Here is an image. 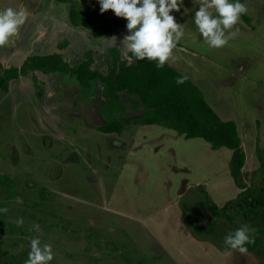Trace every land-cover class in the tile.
<instances>
[{
  "label": "rangeland",
  "instance_id": "1",
  "mask_svg": "<svg viewBox=\"0 0 264 264\" xmlns=\"http://www.w3.org/2000/svg\"><path fill=\"white\" fill-rule=\"evenodd\" d=\"M70 2L100 10L98 2L89 0H0V11L12 7L28 13L36 4L49 36L50 47L45 51L58 52L57 44L75 62L87 53L91 56L89 49L98 50L93 66L105 72L111 59L107 47L117 45L126 53L121 42L127 35L126 26L107 38L74 27ZM202 2L184 0V8L171 14L184 29L179 42L194 46L200 55L207 49L209 62L202 58L191 61L190 54L187 59L185 53H178L166 63L188 69L189 74L190 68H195L212 83V89H220L218 80L232 86L230 92L235 95L228 97L225 107L233 106L229 116L239 125L248 157L239 179L259 188L264 184L260 164V159L264 161V131L262 141L259 136L254 142L252 139L262 133L264 124V0H240L252 21L241 16L232 30L238 31L228 44L212 50L194 24L195 11ZM104 13L115 16L110 9ZM34 24L28 26L25 38L21 27L3 49L16 45L30 49L35 43L29 54L40 53L39 26ZM236 59L243 63V70L241 80L235 82L231 77ZM19 61L22 58L14 59L12 65ZM35 75L38 86L29 72L12 81L8 92L0 89V181L10 179L16 191V195L0 194V209H7L0 212V264H25L33 238H39L41 246H52L50 264H264V248L259 254L240 253L224 244L229 233L248 221L236 207L230 210L235 217L232 223L212 217L205 208L190 209L193 203L205 200V193L217 206L237 197L239 192L229 173L230 149H213L201 138L187 139L160 125L151 126L149 131L142 129L147 125L132 122L139 112L129 104L122 117V132L103 133L98 126L107 118L101 113L105 95L99 84L85 98L70 77L38 71ZM259 120L262 124L258 129ZM139 132L150 135L140 139ZM183 179L200 184L181 192ZM174 200L179 206L186 204L185 218L190 224L204 227L215 222L211 233L197 235L192 231L196 240L210 243V249L177 232L173 218L163 210L156 216L155 208ZM174 211L171 207V213ZM21 218L23 224H18ZM155 234L163 235L167 250H162V239L156 240ZM224 252L226 255L221 254Z\"/></svg>",
  "mask_w": 264,
  "mask_h": 264
},
{
  "label": "trees",
  "instance_id": "2",
  "mask_svg": "<svg viewBox=\"0 0 264 264\" xmlns=\"http://www.w3.org/2000/svg\"><path fill=\"white\" fill-rule=\"evenodd\" d=\"M70 4L71 23L92 30L102 37L112 35L114 27L126 26L127 21L108 17L99 9L81 7L76 2ZM246 20L249 21L247 18ZM89 51L91 56L87 53L84 58L75 62L69 61L64 53L53 51L50 54L30 55L19 68L4 67L0 63V89L8 92L12 80L29 72L36 86H38L36 71L42 74H61L62 77H70L83 91L85 98L96 90L98 86L96 84H99V88L102 87L105 102L101 113L107 121L98 126V129L103 133L122 132L124 128L122 117L126 115L129 104L139 112V115L132 120L134 124L161 125L187 139L201 138L213 149L220 147L230 149L232 152L229 173L240 189L237 197L218 207L205 193V200L193 203L190 209L194 211L197 208H205L212 217L224 218L232 223L235 217L230 210L231 207H236L237 213H241L248 220L246 224L255 229V243L246 245L248 252L259 254L260 249L264 248V184L255 188L240 182L246 155L238 136L236 123L233 120L221 119L206 102L202 91L188 78L184 83L177 84V78L183 75L167 63L162 68H157L155 61L137 60L131 52L122 53L112 47L107 51L111 58L109 64L106 61L107 70L102 72L93 66L96 52ZM125 57H128L130 62H127ZM37 94L40 95L41 92L38 91ZM260 164L264 175L262 159ZM9 180L3 178L0 181L1 195L8 193L16 195L15 187ZM262 181L264 183V176ZM180 206L185 222L197 235L213 232L214 221H209L204 227L190 224L188 218H185L186 204L181 203ZM227 248L231 249L228 246Z\"/></svg>",
  "mask_w": 264,
  "mask_h": 264
},
{
  "label": "clouds",
  "instance_id": "3",
  "mask_svg": "<svg viewBox=\"0 0 264 264\" xmlns=\"http://www.w3.org/2000/svg\"><path fill=\"white\" fill-rule=\"evenodd\" d=\"M100 12L112 10L115 16L124 18L127 35L122 39L126 52L137 60L155 61L162 68L172 56L173 50L184 35L182 24L177 23L172 12L184 8V0H98ZM194 2V0H193ZM247 7L240 0H203L195 11L194 24L208 46L220 48L228 44L235 35L234 26ZM215 12V14H214ZM29 13L8 7L0 11V48L6 46L25 24ZM227 33V34H226ZM187 77L177 78L184 83ZM7 209H0L6 212ZM23 224V219L17 221ZM255 229L243 224L229 233L224 244L229 248L246 253V245L255 243ZM31 251L25 264H50L53 251L50 244L41 246L39 238L30 241Z\"/></svg>",
  "mask_w": 264,
  "mask_h": 264
},
{
  "label": "crops",
  "instance_id": "4",
  "mask_svg": "<svg viewBox=\"0 0 264 264\" xmlns=\"http://www.w3.org/2000/svg\"><path fill=\"white\" fill-rule=\"evenodd\" d=\"M89 1H96V2H98V0H89ZM99 3V2H98ZM36 4H34L33 5V10L31 11L30 10V12H28L29 13V15H28V17H27V20H26V22H28V23H26L25 22V24L22 26V28H21V30H20V33H21V35H22V37L23 38H25V36H24V33L26 32V33H29V29H30V27H28L29 25H31V23H33V22H35V23H37L38 24V33H39V35H40V37H41V44H36L37 45V49H38V52H40V53H37L38 55H44V54H50V53H52L53 51H51V50H48V51H45L46 49H49V45H48V39H49V36L47 35L48 33H46L47 31L45 30V26L43 25V22L42 21H40L39 20V18H40V13L37 11V9H36ZM98 10V9H97ZM18 11H21V10H18ZM112 11V10H111ZM105 14H107V16L108 17H115V18H119V17H117V16H114L113 14H111V13H105ZM214 14H215V12H214ZM244 18H247L250 22L252 21L251 20V18L249 17V16H247V15H242ZM37 24H34V26H37ZM73 25V24H72ZM74 27H80V26H75V25H73ZM82 28V27H81ZM251 29L253 28V26L252 27H250ZM118 29H122V28H120V27H117L116 29H114L113 30V33H112V35L116 32V30H118ZM248 29V28H247ZM112 35H110V36H108V37H111ZM246 35H247V33H246ZM29 38V37H28ZM28 38H27V40H28ZM104 38H107V37H104ZM192 39L194 40V37H192ZM196 41V40H195ZM26 42V41H25ZM25 42H23V43H25ZM46 42V43H45ZM204 43V42H203ZM35 45V43L32 45V46H34ZM182 45H184L185 47H183ZM31 46V47H32ZM57 48H60V49H63L62 47H59V45H55ZM24 48H21V45H19V47L16 45V46H14V47H12V49H9L8 51L7 50H5V49H3V47L2 48H0V63L4 66V67H17V68H19L21 65H22V63L24 62V60L27 58V57H29L30 55H34V54H29V52H31V47H30V49H28L27 47H25V46H23ZM66 47V46H65ZM112 47H115V48H119V49H121L122 50V48L121 47H118L117 45H111V46H109V47H107L106 49H107V51L110 49V48H112ZM22 49V50H21ZM24 49H26V50H24ZM60 49H58V52H62V53H64L62 50H60ZM209 49L210 50H212L213 48L212 47H209ZM44 50V51H43ZM89 50H93V49H89ZM195 49H194V46H191V45H186V44H184V42L183 43H181V42H179L178 44H177V46H176V48L173 50V56H175L176 54H178V53H181L182 55H184V53L186 54V58H187V56L190 54V59H191V61L192 60H194V59H196V58H202V59H204V60H206L207 62H209V58H208V53H207V49H206V51L205 52H203V53H201L202 55H200L198 52H196V51H194ZM24 51H26V53L24 52ZM94 51V50H93ZM96 51V53H98V50H95ZM174 51L176 52V53H174ZM22 52L24 53V56L22 57ZM43 52H45V53H43ZM46 52H48V53H46ZM127 53V52H126ZM222 52H219L218 54H221ZM66 56V55H65ZM17 58H20V60H21V58H22V61H19L20 63L18 64V65H12V62L14 61V59H17ZM66 58L70 61V59L71 58H68L67 56H66ZM188 59V58H187ZM241 61H238V59H236V60H234V71H232L233 72V76L231 77V79L233 80V81H237V80H241L240 78H241V71L243 70V66H242V64L243 63H240ZM189 62L187 61V64H188ZM170 67H172L171 65H170ZM172 68H174L175 70H177L180 74H182L184 77H187L195 86H197L201 91H202V93H203V96H204V99L206 100V102L209 104V106L219 115V117L221 118V119H223V120H233L235 123H236V126H237V132H238V136H239V138H240V140H241V133H240V129H239V125H238V123H237V121L234 119V117L233 116H229V114L230 115H232V111L233 110H231L232 108H233V106H232V104H231V108L229 109L228 107H225V103L228 101V97L230 96V95H235L234 93H232V92H230V90H231V88H232V86H227V85H225V83L224 82H222V80H218L217 82L218 83H216V84H221L220 86V89L218 88V89H216V87H215V89H212V83H210V81H208V80H206V78H202V76L201 75H199V73H197L196 72V69L195 68H190V74H191V76L192 77H190V74L188 73V69H184V71L182 70V69H180V68H175V67H172ZM188 73V74H186V73ZM221 73H224V71H220ZM26 75V74H25ZM20 76H23V75H20ZM19 76V77H20ZM18 79V78H17ZM16 80V79H15ZM12 81H14V80H12ZM11 81V82H12ZM33 81V80H32ZM10 82V83H11ZM224 86H226V87H229L228 89H226ZM224 106V107H223ZM233 118V119H232ZM260 121V120H259ZM263 123H264V121H263ZM261 124H262V122L260 121V123H259V125H257L256 126V128H258L259 129V127L261 126ZM144 125H147L146 127H144V128H142V129H147L148 130V128L150 129V127L151 126H153V125H157V124H144ZM161 126V125H160ZM164 127V126H163ZM164 128H166V127H164ZM244 128V127H243ZM262 128V133L260 134L259 132V135L258 134H255L254 136H253V139H252V141L254 142V140H255V136H259V138H260V140L262 141V135H263V131H264V124H263V126L261 127ZM169 129V128H168ZM172 130V129H171ZM149 131V130H148ZM174 131V130H173ZM162 132H165V131H162ZM176 132V131H175ZM177 133V132H176ZM113 134V133H112ZM115 134V133H114ZM148 134L150 135V133H142V132H139V138L140 139H145L147 136H148ZM178 134V133H177ZM164 134H162V136H160V138H162V139H164ZM149 141V140H148ZM251 141V142H252ZM242 140H241V145H242ZM139 144H141V143H139ZM231 151V150H230ZM232 152V151H231ZM132 153H136V152H132ZM221 157H223L222 155H221ZM248 159V157L245 159V163H246V160ZM245 163H244V166H243V168L242 169H244V167H245ZM187 172V171H186ZM186 172H184L183 173V175L184 174H186ZM200 184V181H196V183H193L192 181H190L189 179H183L182 180V183H181V187H182V191L181 192H186L187 190H188V188L189 187H191V186H197V185H199ZM237 187V186H236ZM237 189H238V191H237V193L238 192H240V189L237 187ZM177 198H178V195H177ZM226 201H228V200H225L224 201V203L226 202ZM223 203V204H224ZM223 204H220V205H218V207H221ZM171 207L172 208H174L175 209V211L173 212V213H171ZM158 210H163L162 211V213H164V214H166L167 213V217L169 218V219H172L173 218V220H172V223H175L176 224V230H177V232H179L180 234H183V236H188V238H190V240H192L193 242L194 241H198V242H200V243H202L203 245H205V247H207L208 249H210L211 248V244L210 243H207V242H203V241H199V240H196V238H194V235L192 234V230H191V228H190V226L185 222V219H184V223H183V221H182V216H183V212H181L182 210H181V208H180V206H179V201H178V205L176 204V201L174 200V201H171V202H169L168 204H162L159 208H155L154 209V211H155V214H156V216L160 213ZM154 214V215H155ZM165 218V217H164ZM164 218L163 219H161V220H164ZM141 219V218H140ZM191 231V232H190ZM165 235V234H164ZM161 236H163V235H159V234H155V237H156V240H160V238L162 239L161 241H160V247L162 248V250H167V247L165 246V244L163 243V238L161 237ZM166 236V235H165ZM194 239H193V238ZM196 243V242H195ZM234 250V249H233ZM215 251H218L219 252V250L218 249H215ZM231 252V250H229V252L228 253H230ZM222 255H226V253L224 252V253H221ZM173 257H175V255H174V253H173Z\"/></svg>",
  "mask_w": 264,
  "mask_h": 264
}]
</instances>
